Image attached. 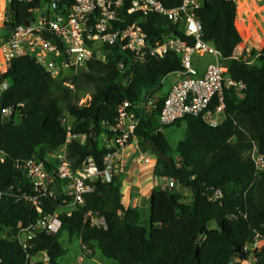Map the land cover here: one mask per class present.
Wrapping results in <instances>:
<instances>
[{"label":"trees","instance_id":"obj_1","mask_svg":"<svg viewBox=\"0 0 264 264\" xmlns=\"http://www.w3.org/2000/svg\"><path fill=\"white\" fill-rule=\"evenodd\" d=\"M158 1L172 8L181 0ZM64 2L70 4V0ZM28 8L10 4L5 30L23 23ZM236 9L226 0H202L197 11L202 40L220 54L227 76L245 85L241 93L225 92L222 122L214 128L197 116L165 127L159 124L163 83L168 76L182 72L181 58L174 52L137 62L117 44L104 45L103 59L89 60L77 70L73 90L50 78L32 57L10 63L0 76V86L8 85L0 92V192L12 188L10 195L0 199V264H30L42 254L47 262L32 260L33 264H60L65 255L57 238L61 230L79 240L91 256L99 253L114 264H231L256 233L264 238V173L255 175L247 156L253 145L264 153V50H252L247 60L234 58V53L237 56L245 48L243 36L235 28ZM119 19L122 23L116 25L120 29L138 23L151 44L161 42L167 34L183 39L159 15L141 19L121 11ZM262 44L264 40L260 48ZM149 92L156 95L157 102L151 115L140 118L135 134L138 147L156 156L154 176L174 181L180 190H152L144 222L139 209L122 204L121 177L114 174L109 183L92 182L93 191L84 196L83 206L69 216L62 211L69 197L58 195L43 201L41 216L56 213L62 224L56 235L38 233L27 250L4 239V233L12 232L18 223L26 227L40 217L22 198V193L31 195V189L15 164L27 159L42 161L56 153L65 144L69 127L78 138L66 144L71 168L79 170L92 158L102 172L109 151L100 137H111L109 129L122 103L135 106ZM85 97L88 100L79 106ZM214 105L215 101L210 109ZM7 108L12 112L4 118L2 110ZM172 128L183 135L174 146L162 133ZM82 137H86L83 144ZM208 188L221 190L222 199L209 202L204 196ZM181 190L188 193L187 202ZM88 213L102 217L106 229L91 226ZM211 223L215 228L209 230ZM258 264H264V252L258 255Z\"/></svg>","mask_w":264,"mask_h":264},{"label":"built area","instance_id":"obj_2","mask_svg":"<svg viewBox=\"0 0 264 264\" xmlns=\"http://www.w3.org/2000/svg\"><path fill=\"white\" fill-rule=\"evenodd\" d=\"M236 6L247 0H226ZM264 1V0H256ZM202 0H181L178 5L166 8L158 0H2L0 2V76L7 72L10 63L16 58L29 56L50 78L62 81L70 90L74 89L73 77L77 70L92 59H103L106 52L104 45L117 44L121 52L128 53L135 61L143 62L146 57L163 58L168 52H174L181 58L182 72L175 74L178 81L164 97L159 115V124L163 127L174 124L187 116L201 117L203 122L214 128L222 122L224 95L234 90L241 93L245 85L231 80L227 69L221 63V56L209 43L202 40L201 23L197 11ZM12 3L29 5L28 18L13 30H5L10 21L8 6ZM43 5L47 8L44 9ZM137 14L141 19L149 14L164 17L170 25L182 35L183 39L167 34L161 42L151 44L147 34L138 23L118 28L122 23L119 13ZM27 24V26L25 25ZM252 49L245 47L239 58L249 59ZM261 52V51H257ZM210 57L212 61L199 72V65L194 58ZM235 58V57H234ZM238 59V58H236ZM250 61L249 64H253ZM122 67V66H121ZM7 84L0 86V92ZM88 97L78 104L82 106ZM215 101L212 109L210 106ZM156 95L142 94L140 101L132 106L124 102L118 108L115 124L109 129L111 137L105 140V149L109 152L104 157L102 172L92 158H89L79 170H73L68 162L66 144L77 136L72 135L67 127L65 144L45 160L27 159L17 162L15 168L21 170L31 189V195L22 193V198L40 217L25 227L18 223L11 232L7 230L3 237L16 241L23 250L40 232L56 235L62 228L58 214L42 215L43 201L55 199L58 195L69 197L64 201L62 211L70 215L78 206H83L84 196L93 191L92 182L100 180L109 183L119 169V156L136 138L135 134L143 116H149L155 109ZM12 109H3L2 116L8 117ZM66 124V120H63ZM78 139V138H77ZM86 137L79 139L85 142ZM254 166V174L264 173V153L253 145L247 153ZM147 162L145 158L140 159ZM0 161H2L0 159ZM161 188H180L168 178H160ZM12 188L2 196L10 195ZM204 196L211 203L219 202L223 195L217 188H208ZM91 226L106 229L102 217L88 213ZM85 256L91 255L85 250ZM264 252V238L256 233L251 242L245 244L236 254L231 264H258V255ZM43 262L47 257L42 254ZM31 259V263L34 262Z\"/></svg>","mask_w":264,"mask_h":264},{"label":"crops","instance_id":"obj_3","mask_svg":"<svg viewBox=\"0 0 264 264\" xmlns=\"http://www.w3.org/2000/svg\"><path fill=\"white\" fill-rule=\"evenodd\" d=\"M247 4L248 1H244L238 5L240 6L242 5V11H243L244 6ZM199 59L200 58L198 57L194 58L196 65H199ZM199 72L200 73L203 72V67L202 68L199 67ZM177 81H178V77L176 75L168 76L163 83V89L160 96L164 98L168 94L171 87ZM137 141L138 139L132 141L129 147H127L125 150L121 152L119 156L120 164L117 174H119L121 177L120 192L122 196V204L124 205V207L130 209H139L141 211L140 212L141 217L143 212L148 217L149 199L151 192L154 189L161 188V183H160V178L154 176V166H156L157 163L156 156L153 154L141 152L138 147ZM142 157L145 158L147 162L141 161L140 159ZM63 234L68 239L77 240L74 237H70L66 232H63ZM77 242L79 244V249L81 252V256L78 257V263L82 264V262H84L87 257L83 253L85 251L84 248L81 246L79 240H77ZM62 249L65 251V255H66L67 250L64 249L63 247ZM97 254L99 253H96L95 255ZM65 255L61 257L60 264H62V258Z\"/></svg>","mask_w":264,"mask_h":264},{"label":"rangeland","instance_id":"obj_4","mask_svg":"<svg viewBox=\"0 0 264 264\" xmlns=\"http://www.w3.org/2000/svg\"><path fill=\"white\" fill-rule=\"evenodd\" d=\"M247 1L248 4L244 6L243 11H242V5L236 6L237 9H236L235 28L239 33V35L241 32L245 43V47L247 46L252 49H257V51H262L264 50V44H262L260 48V43L262 40H264V1H256V0H247ZM43 7L46 10L47 7L45 5H43ZM237 10H238V15H237ZM241 42H242V38H241ZM234 57L239 58L238 55L237 56L235 55V53H234ZM211 61L212 59L208 56L204 57L203 59L200 58L199 59L200 68L205 67ZM162 133L171 141L172 146H174L176 143H178L183 139L182 131H175L173 130V128L163 130ZM106 139H107L106 137H100L99 140L101 142V145H105ZM180 193L183 196V200L187 202L189 200L188 193L185 190L180 191ZM147 218L148 217L143 212L142 219L144 220V222L147 221ZM213 228H215L214 223L208 225L209 230H212ZM63 232L64 231L61 230V232H59V234L57 235L59 243L64 249L67 250L66 255L62 258V264H79L78 257L81 256L79 244L77 240L75 239L71 240L65 237ZM83 253L85 254V252ZM43 259H44L43 255H39L35 258L34 261L35 262L42 261ZM82 264H114V263L105 260L104 258H102V256H100V254H97V255L88 256L86 260L82 262Z\"/></svg>","mask_w":264,"mask_h":264},{"label":"water","instance_id":"obj_5","mask_svg":"<svg viewBox=\"0 0 264 264\" xmlns=\"http://www.w3.org/2000/svg\"><path fill=\"white\" fill-rule=\"evenodd\" d=\"M25 25L27 26V24H25ZM157 156H158V155H157ZM161 158H162V159H167V158H165L164 156H162Z\"/></svg>","mask_w":264,"mask_h":264},{"label":"bare ground","instance_id":"obj_6","mask_svg":"<svg viewBox=\"0 0 264 264\" xmlns=\"http://www.w3.org/2000/svg\"><path fill=\"white\" fill-rule=\"evenodd\" d=\"M247 47V46H246ZM245 49V48H244ZM243 52V51H242ZM242 52H240L239 54H238V56L242 53Z\"/></svg>","mask_w":264,"mask_h":264}]
</instances>
